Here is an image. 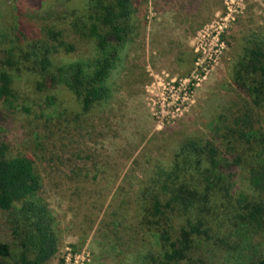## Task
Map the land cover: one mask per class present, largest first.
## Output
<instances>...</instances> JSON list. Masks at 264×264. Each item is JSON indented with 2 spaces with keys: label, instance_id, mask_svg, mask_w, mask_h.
<instances>
[{
  "label": "rangeland",
  "instance_id": "1",
  "mask_svg": "<svg viewBox=\"0 0 264 264\" xmlns=\"http://www.w3.org/2000/svg\"><path fill=\"white\" fill-rule=\"evenodd\" d=\"M83 1L0 0V27L24 28L30 38L43 26L66 29L64 14ZM262 28L264 0H147L125 66L111 79L110 103L82 121L70 122L76 107L65 91L47 106L20 81L23 104L5 114L0 134L41 174L59 230L51 264H130L139 250L156 248L136 227L140 181L169 163L182 139L217 136V115L236 96L230 67L238 41ZM208 256L209 264H236L225 251Z\"/></svg>",
  "mask_w": 264,
  "mask_h": 264
},
{
  "label": "trees",
  "instance_id": "2",
  "mask_svg": "<svg viewBox=\"0 0 264 264\" xmlns=\"http://www.w3.org/2000/svg\"><path fill=\"white\" fill-rule=\"evenodd\" d=\"M146 2L84 0L64 14L66 29L43 26L37 37L0 27V123L23 104L24 77L47 106L68 93L76 107L70 122L106 107ZM73 38L87 49L80 51ZM238 43L230 67L236 96L217 115V136L182 139L171 161L140 181L136 227L157 246L139 250L130 264H209V253L218 250L227 262L264 264V28ZM9 148L0 134V264H51L59 230L41 174L31 155Z\"/></svg>",
  "mask_w": 264,
  "mask_h": 264
}]
</instances>
